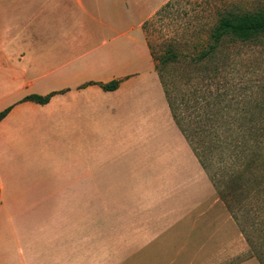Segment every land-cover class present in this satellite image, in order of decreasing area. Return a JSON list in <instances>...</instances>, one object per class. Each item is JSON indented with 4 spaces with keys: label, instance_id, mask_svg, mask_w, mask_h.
<instances>
[{
    "label": "crops",
    "instance_id": "0c3cea01",
    "mask_svg": "<svg viewBox=\"0 0 264 264\" xmlns=\"http://www.w3.org/2000/svg\"><path fill=\"white\" fill-rule=\"evenodd\" d=\"M167 1L0 0V264H232L247 250L212 184L178 182L180 153L147 151L170 109L143 25Z\"/></svg>",
    "mask_w": 264,
    "mask_h": 264
},
{
    "label": "trees",
    "instance_id": "16d2710c",
    "mask_svg": "<svg viewBox=\"0 0 264 264\" xmlns=\"http://www.w3.org/2000/svg\"><path fill=\"white\" fill-rule=\"evenodd\" d=\"M178 1L170 0L154 17L147 20L143 26L145 32H148L156 19L164 18L166 12ZM218 1L196 0L198 9L201 8L200 14L208 9L218 13V22L210 32L208 46L190 58L191 66L199 69L216 58L225 42L246 43L264 36V8L236 11L224 9L223 4L218 5ZM178 49L177 45L170 44L156 65L173 119L201 165L209 173L220 198L230 209L234 210L231 204L233 201H238V205L241 206L244 202H248L249 205L254 202L264 205V100L255 92L246 93L247 88L242 89L245 90L244 93H235L236 95L230 94L228 90L221 92L219 87L214 91L217 76L210 75L189 78L185 86L190 85L189 82L195 79L198 82L190 87L189 93L183 92L178 89L176 82L164 74L168 66L181 60V52ZM121 83L122 80L115 79L107 83L89 82L84 86L98 85L104 91H115ZM57 93L52 92L45 96L31 94L23 101L45 105ZM179 95L182 97L179 98ZM227 98L229 102H235L234 106L221 105ZM9 111L10 109H6L0 113V122ZM212 155L226 164L225 177L222 181L217 180L212 173L210 158ZM260 208L264 209L261 206ZM244 233L249 243L253 245L249 233L247 231ZM255 256L260 264H264V254Z\"/></svg>",
    "mask_w": 264,
    "mask_h": 264
},
{
    "label": "rangeland",
    "instance_id": "374dc122",
    "mask_svg": "<svg viewBox=\"0 0 264 264\" xmlns=\"http://www.w3.org/2000/svg\"><path fill=\"white\" fill-rule=\"evenodd\" d=\"M222 4L224 9H234L236 11H254L264 8V0H219L218 5L222 6ZM197 9L198 6L196 0H179L178 2H175L173 8H170V10L166 12L164 18L156 19L152 23L148 32H145L143 29L147 44L152 51L155 64L154 72L160 80L167 103L168 100L165 95L159 72L156 70V65L159 57L165 53L170 44L178 46L182 58L178 63L168 66L164 74L168 79L176 82L178 89L183 92L189 93L190 87H193L198 82V80L195 79L193 82H189L190 85L185 86V84L188 83L189 78L210 75L217 76L215 81L217 85L213 86L214 91L219 87L221 92L228 90L230 94H240L245 92V90H242L243 88H247L246 93L255 92L264 100V36L246 43L225 42L222 48L218 51L216 58L206 66L200 67L201 70L198 67L191 66L190 58L196 56L208 46L210 32L218 22V13L215 10L208 9L200 14L199 11L201 8H199L198 11H195ZM154 15L152 17H154ZM178 97L181 98L182 96L179 95ZM234 103L235 102H229V99L227 98L225 101L221 102V105L223 107L227 106V104L234 106ZM163 123L164 128L162 132L158 131L160 128L156 125L154 126L153 134H151L149 130L146 133L145 144L147 146L148 154L150 155L151 153H154V161L157 162L158 154L160 152L161 154L169 152L171 157L173 154L179 152L181 155L179 166L181 168L184 167L186 173L183 176H178V182L186 184V186L198 183L205 184L206 182L213 185V188L216 191L214 198L219 200L220 207L223 206L225 208L224 212L226 213V216L233 220V230L236 235L239 234L241 236L242 246L247 248L243 254L233 260L232 264L247 259H257L255 256L257 254L263 255L264 209L262 210L260 206L264 208V205H259L257 202L249 205L248 202H244L241 206L238 205V201H233L231 204L233 205L234 210H232V208L230 209L229 205L220 198L218 190L214 186L209 173L203 168L196 157L190 144L187 142L177 123L173 119L171 111H169V117L164 118ZM140 127L141 124L139 123L138 151L143 149V136ZM162 134L164 136H166V134L169 135L170 141L168 144L166 141H163L162 143L157 141ZM152 140L154 143L153 146L151 142ZM210 158L211 165L213 166L212 173L216 176L217 180H224L226 164L223 162L221 163L220 158H217L214 155ZM169 161L170 166H177V163L175 162L176 164H174L172 159ZM149 166H151L150 163ZM250 208H252V210H250ZM259 208L262 211L258 210ZM244 231H247V233H249L248 235L251 236L250 239L252 240L253 245L249 243Z\"/></svg>",
    "mask_w": 264,
    "mask_h": 264
}]
</instances>
